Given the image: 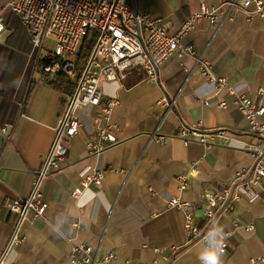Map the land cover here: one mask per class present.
<instances>
[{
  "label": "crops",
  "instance_id": "1",
  "mask_svg": "<svg viewBox=\"0 0 264 264\" xmlns=\"http://www.w3.org/2000/svg\"><path fill=\"white\" fill-rule=\"evenodd\" d=\"M7 1L0 0L7 21L0 35V130L9 126L0 152V254L18 219L8 203L32 193L69 95L42 82L43 73L32 68L31 35L6 7ZM230 1L130 0V4L176 29L202 3L226 7ZM183 41L195 43L196 55L168 58L159 68L158 82L104 79L101 105L77 112L79 133L70 141L62 167L42 184L49 207L44 217L24 222V240L10 249L7 264H72L73 241L89 243L100 254L114 250V264H153L163 261L164 255L171 256V264H204L206 242L188 241L184 215L168 200L180 196L193 201L196 222H202L205 204L200 199L216 188L235 186L236 172L252 167L256 136L239 108L218 106L233 95L200 74L196 57L209 60L213 73L226 76L236 94L264 104V18L238 11L220 15L217 23L203 19ZM111 98L119 100L110 119L117 141L91 155L87 143L96 139L97 118ZM207 98L209 105L203 103ZM199 122L209 133L224 127L233 134L226 142L216 139L211 145L193 138L186 143L179 132ZM87 169L104 172V187L82 184ZM180 174L188 176L182 191ZM75 187L83 189L79 196L72 193ZM253 188L259 194L255 201L244 193L237 210L213 225L212 239L234 230L227 252L216 256L214 264H264V180ZM233 189L240 192L237 186ZM235 216L243 225H233Z\"/></svg>",
  "mask_w": 264,
  "mask_h": 264
},
{
  "label": "built area",
  "instance_id": "2",
  "mask_svg": "<svg viewBox=\"0 0 264 264\" xmlns=\"http://www.w3.org/2000/svg\"><path fill=\"white\" fill-rule=\"evenodd\" d=\"M251 5L255 8L251 9ZM6 7L15 14L29 31L33 44L32 68L38 69L47 77L65 73L72 78L79 77L73 94L67 98L64 115L56 128L53 144L43 160L42 168L33 181V190L28 197H17L8 203L9 208L18 219L6 250L0 254V264H7L6 258L10 249L24 240L22 225L25 221L44 217L49 203L43 199L42 184L44 179L53 171L62 167V162L69 151L70 141L79 133L81 120L78 111L89 105H101L102 81H123L135 68L142 69L145 79L158 82L159 68L171 56L184 58L194 57L196 45L183 39L203 19L217 23L220 15L228 16L230 12L244 11L248 17L264 18V0H233L218 6L202 3L194 10L189 18L176 29L169 28L163 19L150 11L133 8L130 0H8ZM7 27L6 17L0 11V35ZM94 39L92 52L80 72L76 53L84 40ZM53 39V49H47L45 42ZM43 59V62H42ZM200 74L216 83L218 89L226 88L233 95L231 100L222 99L218 102L221 108L229 104L239 108L248 120L256 142L252 146L255 162L248 170L236 172L234 184L216 188L210 194L200 199L204 203L202 222L197 224L195 215L196 203L174 196L168 200V205L178 209L184 215V229L188 241L202 240L206 242L207 254L204 264H214L216 256L227 252L228 238L234 233L229 229L224 235L212 239L213 225L224 214L234 212L243 198V194L255 201L259 194L254 186L264 180V104L255 101L245 94H236L226 76L216 75L212 71V63L202 56L196 57ZM79 75V76H78ZM162 102L167 103L166 98ZM203 103L210 104V99ZM118 99H109L102 107V115L97 118L98 131L96 139L88 141V153L100 154L109 142H116L115 126L111 122L114 107ZM170 106V103H168ZM8 125L0 132L7 135ZM232 132L220 127L214 133L204 130L203 124L195 123L184 127L179 136L189 142L197 139L211 145L216 139L226 142ZM160 141L165 137L160 136ZM219 141V140H218ZM87 169L83 173L82 184L87 187L91 183L104 187L105 174L102 171ZM180 190L186 189L188 176L178 175ZM81 187L73 189V195L79 196ZM232 223L238 227L243 222L238 216L233 217ZM73 225L79 226L74 221ZM247 226V225H246ZM248 227V226H247ZM249 228V227H248ZM117 254L114 250L100 254L91 244L73 241L70 260L72 264H114ZM171 256L164 255L163 261L156 259L153 264H171Z\"/></svg>",
  "mask_w": 264,
  "mask_h": 264
},
{
  "label": "trees",
  "instance_id": "3",
  "mask_svg": "<svg viewBox=\"0 0 264 264\" xmlns=\"http://www.w3.org/2000/svg\"><path fill=\"white\" fill-rule=\"evenodd\" d=\"M95 44V40L86 38L79 50L76 53V60L79 63L80 72L82 71L84 65L86 64L93 46ZM43 62V59H42ZM79 76V75H78ZM145 78V73L142 69L135 68L129 74L128 79L131 83L138 82ZM79 77L72 78L65 73H58L54 77L50 78L46 75H41V81L52 86L53 88L62 91L67 94H73L78 84Z\"/></svg>",
  "mask_w": 264,
  "mask_h": 264
},
{
  "label": "rangeland",
  "instance_id": "4",
  "mask_svg": "<svg viewBox=\"0 0 264 264\" xmlns=\"http://www.w3.org/2000/svg\"><path fill=\"white\" fill-rule=\"evenodd\" d=\"M54 45H55V42L53 39H47L45 42V46L47 49H53Z\"/></svg>",
  "mask_w": 264,
  "mask_h": 264
},
{
  "label": "water",
  "instance_id": "5",
  "mask_svg": "<svg viewBox=\"0 0 264 264\" xmlns=\"http://www.w3.org/2000/svg\"><path fill=\"white\" fill-rule=\"evenodd\" d=\"M5 137V134L0 133V152L3 149Z\"/></svg>",
  "mask_w": 264,
  "mask_h": 264
}]
</instances>
